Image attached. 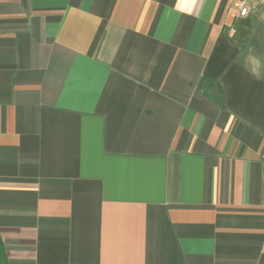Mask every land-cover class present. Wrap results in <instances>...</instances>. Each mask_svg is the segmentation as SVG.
Listing matches in <instances>:
<instances>
[{
  "label": "crops",
  "instance_id": "crops-1",
  "mask_svg": "<svg viewBox=\"0 0 264 264\" xmlns=\"http://www.w3.org/2000/svg\"><path fill=\"white\" fill-rule=\"evenodd\" d=\"M6 264H264V18L233 0H0Z\"/></svg>",
  "mask_w": 264,
  "mask_h": 264
},
{
  "label": "built area",
  "instance_id": "built-area-1",
  "mask_svg": "<svg viewBox=\"0 0 264 264\" xmlns=\"http://www.w3.org/2000/svg\"><path fill=\"white\" fill-rule=\"evenodd\" d=\"M239 18L247 17L250 13L259 11L264 18V0H233Z\"/></svg>",
  "mask_w": 264,
  "mask_h": 264
},
{
  "label": "trees",
  "instance_id": "trees-1",
  "mask_svg": "<svg viewBox=\"0 0 264 264\" xmlns=\"http://www.w3.org/2000/svg\"><path fill=\"white\" fill-rule=\"evenodd\" d=\"M0 264H6V258L4 254V246L0 238Z\"/></svg>",
  "mask_w": 264,
  "mask_h": 264
}]
</instances>
